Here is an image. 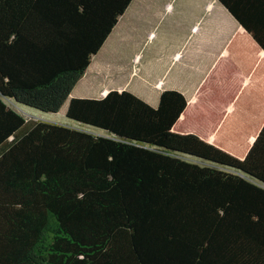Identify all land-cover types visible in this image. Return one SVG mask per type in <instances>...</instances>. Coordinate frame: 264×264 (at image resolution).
Wrapping results in <instances>:
<instances>
[{
	"label": "trees",
	"instance_id": "obj_1",
	"mask_svg": "<svg viewBox=\"0 0 264 264\" xmlns=\"http://www.w3.org/2000/svg\"><path fill=\"white\" fill-rule=\"evenodd\" d=\"M130 1L0 0V264H264V0H219L243 33L189 108L71 98L95 134L5 102L58 112Z\"/></svg>",
	"mask_w": 264,
	"mask_h": 264
},
{
	"label": "crops",
	"instance_id": "obj_2",
	"mask_svg": "<svg viewBox=\"0 0 264 264\" xmlns=\"http://www.w3.org/2000/svg\"><path fill=\"white\" fill-rule=\"evenodd\" d=\"M190 5L191 0H131L72 88L61 113L71 98H101L110 90H128L156 106L163 90L174 89L185 96L188 108L195 103L199 88L226 60L229 44L243 29L219 0H207V7L214 5L218 11L209 19L216 26L213 30L203 10L195 13L196 19H186ZM233 19L235 32L221 42L223 26ZM256 54V60L251 54L239 67L240 76H245L248 67L252 70L258 60L264 61L262 51ZM216 139V135L209 137Z\"/></svg>",
	"mask_w": 264,
	"mask_h": 264
},
{
	"label": "rangeland",
	"instance_id": "obj_3",
	"mask_svg": "<svg viewBox=\"0 0 264 264\" xmlns=\"http://www.w3.org/2000/svg\"><path fill=\"white\" fill-rule=\"evenodd\" d=\"M206 5V6H205ZM205 6V7H204ZM189 12L186 15V19L192 18L196 19L195 13L197 14L200 10H203V15L205 17L206 15V21H209L210 18H213L217 13V9L214 8V5L212 7H207V0H198L196 3H194V0H191V5L189 7ZM223 24V23H222ZM209 27L213 29H216V26L214 23H210L209 21ZM225 29L224 36L221 39V42H225L226 39H228L232 33L235 32L237 28V23L233 19L232 22H230L228 25L223 26ZM229 32V35H226V33ZM226 35V36H225ZM216 51H218V45L215 47ZM210 65V63H208ZM5 102L16 112H18L20 115H22L24 118H33L36 120H43V121H49V122H57V123H64L68 124L70 126H74L95 134H105V131L102 129H98L92 126H87L80 124L76 121L70 120L65 116V113H61V109L58 112H41L36 109L14 103L10 100H5Z\"/></svg>",
	"mask_w": 264,
	"mask_h": 264
}]
</instances>
